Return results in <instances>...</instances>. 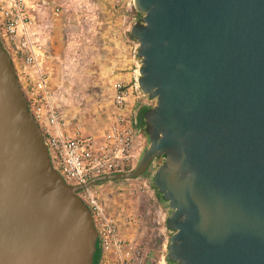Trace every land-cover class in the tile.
<instances>
[{
  "label": "water",
  "instance_id": "1",
  "mask_svg": "<svg viewBox=\"0 0 264 264\" xmlns=\"http://www.w3.org/2000/svg\"><path fill=\"white\" fill-rule=\"evenodd\" d=\"M138 84L154 105L128 172L68 185L0 42V264H93L97 231L78 192L153 184L170 212L172 264H264V0H134Z\"/></svg>",
  "mask_w": 264,
  "mask_h": 264
},
{
  "label": "built area",
  "instance_id": "2",
  "mask_svg": "<svg viewBox=\"0 0 264 264\" xmlns=\"http://www.w3.org/2000/svg\"><path fill=\"white\" fill-rule=\"evenodd\" d=\"M134 0H113L118 8L131 9ZM60 16L61 10H54ZM36 19L31 0H0V42L9 54L16 75L48 145L51 164L65 182L86 185L91 179L133 170L146 141L139 112L154 105L138 84L139 66L130 83L115 80L114 114L101 131H86L81 123L71 125L52 104L50 79L42 69L34 36ZM161 160L154 159L147 172L131 180L125 189L132 194H148ZM79 197L92 213L100 245L98 264H147L149 249L122 233L119 214L107 212L96 187H86ZM166 251L155 264H169Z\"/></svg>",
  "mask_w": 264,
  "mask_h": 264
},
{
  "label": "rangeland",
  "instance_id": "3",
  "mask_svg": "<svg viewBox=\"0 0 264 264\" xmlns=\"http://www.w3.org/2000/svg\"><path fill=\"white\" fill-rule=\"evenodd\" d=\"M111 1L42 0L45 12L36 17L38 30L49 35L45 45L40 42V61L46 68H59V73L50 68L56 92L52 104L61 118L81 123L86 131H101L114 114L113 83L117 74L129 71L130 59L136 54L137 43L129 32L139 15L134 13V5L118 8ZM56 7L61 10L59 17L52 12ZM50 40L56 55L55 48L52 55L49 52ZM128 184L109 181L94 187L107 212L119 214L123 235L145 244L147 264H155L165 251L167 254L170 210L154 184L145 195L130 193L125 189ZM99 250L97 243L95 258Z\"/></svg>",
  "mask_w": 264,
  "mask_h": 264
},
{
  "label": "crops",
  "instance_id": "4",
  "mask_svg": "<svg viewBox=\"0 0 264 264\" xmlns=\"http://www.w3.org/2000/svg\"><path fill=\"white\" fill-rule=\"evenodd\" d=\"M41 2H42V0H31L32 13H33V15H34V17L36 19V24H35V27H34L33 30H34V36H35L36 43L38 45V49H39L40 56L43 55L42 50H40L42 48V45H41L40 42H42V44L45 45L47 43L46 42L47 39L45 37H48L49 36L48 34L47 35L45 34V36H44V34H42V32L40 30H38V26H37L38 22H37V18L36 17L39 14H43L45 12V10H44L45 8H44L43 4L41 5ZM111 2L113 3V0ZM56 8H59V7H56ZM56 8L53 9V11H52L53 14H54V10ZM129 36H130V34H129ZM129 38L131 39V36ZM51 40H50V43H49V48H50L49 49V52L51 51L50 53L52 55V50H54L53 48H55V51L53 53H55V55H56L57 50H56V47H54V43H52L53 41H51ZM40 46H41V48H40ZM135 49H136V52H137V46H136ZM51 55L50 54H47V57L49 58V57H51ZM39 61H40V57H39ZM46 61H48V60H46ZM40 62H41L42 69L47 73V75H48V77L50 79V84H51V87H52V90H53V94H54V97H55L56 96V92H55V89H54L53 84H52V75L50 73V68H52V67L50 66V67H47L46 68V67H44L43 62L42 61H40ZM140 63H141L140 62V58L137 56V54H135L133 56V58L130 59V62H129V64H130L129 65V71H127L125 73H122V74H117L116 75V80H122V81H124L126 83H130L132 81V79L134 78V73H135L134 71H135V69L138 66L140 67ZM52 69L55 70L54 68H52ZM56 70H58V73H59V68H57ZM56 81H57V78H56ZM65 122L66 123H71V125H74V124H72V121H65Z\"/></svg>",
  "mask_w": 264,
  "mask_h": 264
},
{
  "label": "trees",
  "instance_id": "5",
  "mask_svg": "<svg viewBox=\"0 0 264 264\" xmlns=\"http://www.w3.org/2000/svg\"><path fill=\"white\" fill-rule=\"evenodd\" d=\"M134 13L138 16L139 14L138 13H136L135 11H134ZM130 37V36H129ZM131 40H133L132 38H131ZM103 183V182H102ZM100 183H97V184H95V185H99ZM99 252L100 251H98V256H99ZM98 256H97V258H95V256H94V264H98Z\"/></svg>",
  "mask_w": 264,
  "mask_h": 264
},
{
  "label": "flooded vegetation",
  "instance_id": "6",
  "mask_svg": "<svg viewBox=\"0 0 264 264\" xmlns=\"http://www.w3.org/2000/svg\"><path fill=\"white\" fill-rule=\"evenodd\" d=\"M93 264H94V257H93Z\"/></svg>",
  "mask_w": 264,
  "mask_h": 264
}]
</instances>
